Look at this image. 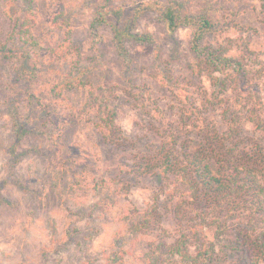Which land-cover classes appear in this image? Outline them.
Returning a JSON list of instances; mask_svg holds the SVG:
<instances>
[{
    "label": "rangeland",
    "instance_id": "374dc122",
    "mask_svg": "<svg viewBox=\"0 0 264 264\" xmlns=\"http://www.w3.org/2000/svg\"><path fill=\"white\" fill-rule=\"evenodd\" d=\"M150 1L157 2L158 8L173 4L182 12L205 13L215 27L203 37L204 44H224L228 55H240L246 46L253 60L248 59L247 64H253L256 72L250 86L263 92L264 17L260 0H110L115 6L122 5L121 26L136 5ZM102 2L33 0L36 19L30 32L38 41L35 50L40 58L37 64L29 60L38 69L32 80L29 75L18 78L15 69L20 66L22 53L19 44L16 47L8 39L13 22L23 20L25 0H0V264H102V256L110 249L127 209H149L157 190L151 176L136 177L131 170L132 162L146 151L143 145L157 141V137L148 113L140 111L133 97L126 94L125 79L130 78L135 87L146 86L171 113L176 109L171 92L160 79L163 65L170 68L180 89L197 93L201 84L208 93L212 91L207 74L198 81L193 73L197 60L190 49L191 28L170 31L157 12L143 13L134 30L150 34L153 42L139 45L126 39L131 62L127 67L115 47L111 26H101L98 38L89 32V23ZM60 12L66 20L59 18L56 24L53 18ZM59 48L62 54L55 53ZM75 60L90 70L88 82L99 96L105 88L118 94L117 124L125 146L103 143L89 121L72 120V105L77 106L84 98V90L64 94L57 101L52 95V86ZM31 92L41 104L57 107L56 113L65 124L61 149L54 148L55 134L44 127L47 118L42 105L28 103ZM221 98L206 116L226 125L224 111L229 104L236 106L237 90L231 87ZM13 99L22 117L28 116L29 121L30 130L20 137L15 133ZM245 128L243 135L249 142L264 138V132L251 122ZM73 177L80 180L78 186L73 184ZM186 194L176 191L172 202L168 192L162 193L159 204L167 207H162L161 223L140 230L139 247L126 256L124 264H145L143 258L158 253L154 250L157 245L168 244L179 235L173 206ZM234 220L235 231L228 235L232 239L240 231ZM68 229L74 231L69 239ZM206 235L212 237V232L207 229ZM189 240L194 255L196 242ZM221 264L241 263L233 256L223 258ZM260 264H264V258Z\"/></svg>",
    "mask_w": 264,
    "mask_h": 264
},
{
    "label": "trees",
    "instance_id": "16d2710c",
    "mask_svg": "<svg viewBox=\"0 0 264 264\" xmlns=\"http://www.w3.org/2000/svg\"><path fill=\"white\" fill-rule=\"evenodd\" d=\"M102 1L89 23V32L98 38L101 26H111L115 47L127 67L131 62L125 40L131 39L139 45L153 42L150 34L139 33L134 26L143 13L157 12L170 31L182 27L192 29L190 49L197 60L193 73L198 81L207 74L212 83L211 93L201 84L197 93L180 89L170 68L163 65L160 79L171 92L173 105L175 103L176 111L171 113L161 106L146 86L135 87L130 78L125 79L126 94L133 97L140 111L148 113L157 137V141L143 145L142 149L146 151L132 162L131 170L136 177L151 176L156 181L157 190L149 209H127V217L115 233L110 249L102 256V264H124L126 256L139 247L140 230L161 223L162 207H167L165 203L164 206L159 204L162 193L168 192L172 201L178 190L187 193L185 199L173 206L174 218L179 222V235L168 244L157 245L154 250L158 253L143 258L145 264H221L223 258L233 256L241 264H260L264 258V138L251 143L243 132L248 122L264 132V90L261 92L260 87L252 89L250 86L256 72L253 64H247L248 59L253 61L247 54L248 49L243 46L242 54L228 55L224 44H204L203 37L215 26L202 12L191 14L182 12L173 4L158 8L155 1L143 2L134 7L132 15L121 26L122 5ZM32 2L25 0L23 20L13 22L8 39L15 46L19 44L16 47L22 53L20 66L15 69L18 78L29 75L33 80L38 69L31 66L29 60L37 64L40 56L35 50L38 41L30 32L36 19ZM259 5L264 17V0H260ZM59 18L66 20L63 12L53 21L58 24ZM55 53L62 54V48ZM89 72L79 60H75L50 91L57 101L64 94L74 95L84 90V98L77 106L72 105V120L89 121L91 130L99 134L103 143L125 146L123 131L117 124L115 100L118 94L105 88L99 96L88 82ZM231 87L237 90L236 106L229 104L225 109L226 125L216 124L207 118L206 112L216 107ZM15 103L13 99L15 133L20 137L30 130L29 121L28 116L22 117ZM28 103L42 105L41 111L47 118L44 127L48 133L55 134L54 148L61 149L59 141L65 124L56 113L57 107L41 104L34 92L28 94ZM174 114L177 115L175 119L172 118ZM133 149L134 146L131 151ZM76 180L77 177L72 178L73 184L78 186L80 180L77 183ZM234 219L240 231L232 239L228 235L235 231L232 230ZM207 229L212 232V237L206 235ZM73 234V230H66L67 239ZM190 238L196 242L194 255L189 249Z\"/></svg>",
    "mask_w": 264,
    "mask_h": 264
}]
</instances>
